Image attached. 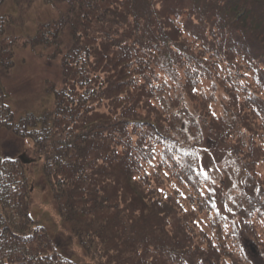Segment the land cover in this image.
Listing matches in <instances>:
<instances>
[{"label":"trees","instance_id":"1","mask_svg":"<svg viewBox=\"0 0 264 264\" xmlns=\"http://www.w3.org/2000/svg\"><path fill=\"white\" fill-rule=\"evenodd\" d=\"M42 2L58 15L27 43L61 58L59 83H46L53 110L16 120L0 88V129L48 162L58 216L89 260L264 264V0ZM202 122L219 140L236 130L231 154L259 179L246 245L187 163ZM23 168L0 154V264H74L30 215ZM202 216L233 249L205 241Z\"/></svg>","mask_w":264,"mask_h":264},{"label":"rangeland","instance_id":"2","mask_svg":"<svg viewBox=\"0 0 264 264\" xmlns=\"http://www.w3.org/2000/svg\"><path fill=\"white\" fill-rule=\"evenodd\" d=\"M57 15V8L44 5L40 0H0V88L7 96L6 102L16 116L14 119L25 117L27 113L37 116L44 109L53 110V99L46 94L48 89L46 83L48 81L59 83L61 58H46V53L41 51V48H33L27 42L34 37L40 24H47ZM60 88L61 86H56V89ZM189 105L185 103L188 109L186 112L193 114ZM222 112L223 109L218 105L216 114L222 115ZM235 131L231 132L233 137L238 136L237 138L227 137L219 140L211 135L209 127L202 122L198 135L190 139L191 150L200 154L197 156L196 153L194 161H191L192 157L188 155L185 157L189 159L187 163L193 164L207 181L204 190L206 194L213 193V210L223 221L234 224V229L240 233L243 244L242 227L244 228L243 224L246 218H249L248 215L250 216L247 210L249 198L258 195L259 179L253 180L250 174L245 172L239 158L231 154L237 155L238 148L234 146H240L237 139H242ZM32 151L31 142L15 136L9 130L0 129L1 155L18 160L19 156L24 155L35 161L30 165H22L25 170L24 180L30 190L28 204L32 218L44 228L58 254L74 264H94L79 247L70 227L58 216L57 207L49 190L51 174L47 170L48 162L30 154ZM50 152L54 153L53 150ZM259 166V169H264V164ZM258 172L262 176V172ZM197 222L203 226L205 241L233 249L225 232L210 225L207 216L197 217ZM196 234H199L198 231ZM247 249L249 248H246V252L253 254ZM246 256L248 259L251 258L249 254Z\"/></svg>","mask_w":264,"mask_h":264},{"label":"snow or ice","instance_id":"3","mask_svg":"<svg viewBox=\"0 0 264 264\" xmlns=\"http://www.w3.org/2000/svg\"><path fill=\"white\" fill-rule=\"evenodd\" d=\"M194 91H195V89H194ZM202 171V173H203V169L201 170ZM205 174V177L207 178V175H206V173H204Z\"/></svg>","mask_w":264,"mask_h":264},{"label":"water","instance_id":"4","mask_svg":"<svg viewBox=\"0 0 264 264\" xmlns=\"http://www.w3.org/2000/svg\"><path fill=\"white\" fill-rule=\"evenodd\" d=\"M24 163H28V162L24 161Z\"/></svg>","mask_w":264,"mask_h":264},{"label":"bare ground","instance_id":"5","mask_svg":"<svg viewBox=\"0 0 264 264\" xmlns=\"http://www.w3.org/2000/svg\"><path fill=\"white\" fill-rule=\"evenodd\" d=\"M16 117V116H15ZM19 118H17L16 120H18Z\"/></svg>","mask_w":264,"mask_h":264}]
</instances>
